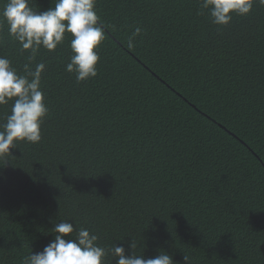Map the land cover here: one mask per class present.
I'll return each instance as SVG.
<instances>
[{
    "label": "trees",
    "instance_id": "obj_1",
    "mask_svg": "<svg viewBox=\"0 0 264 264\" xmlns=\"http://www.w3.org/2000/svg\"><path fill=\"white\" fill-rule=\"evenodd\" d=\"M96 10L107 26L96 77L78 83L65 70L71 34L37 55L49 114L39 143L0 157V264L42 251L62 220L129 255L133 240L146 259L264 264V6L228 25L199 0H97ZM3 34L0 55L23 74L29 53L7 25Z\"/></svg>",
    "mask_w": 264,
    "mask_h": 264
},
{
    "label": "clouds",
    "instance_id": "obj_2",
    "mask_svg": "<svg viewBox=\"0 0 264 264\" xmlns=\"http://www.w3.org/2000/svg\"><path fill=\"white\" fill-rule=\"evenodd\" d=\"M97 0H56L55 5L39 11L33 0H0V43L3 28L29 55L19 74L12 61L0 55V105L12 101L10 114L0 123V157L12 154L18 142L39 143L42 124L49 114L45 94L41 88L46 64L37 62L43 48L49 52L64 44L66 33L71 34L72 55L65 70L75 73L77 82L98 74L99 50L107 39V26L96 10ZM200 8L207 10L216 25H228L233 14L246 16L254 5L264 6V0H199ZM142 29L136 27L128 37L127 48L135 47ZM51 233L54 239L42 251H31L21 258V264H105L111 255L115 264H174L166 251L154 258L135 255L137 244L132 240L126 254L123 244L106 248L98 243L99 236L87 228L76 229L69 220L55 223ZM73 233L75 235L73 236ZM186 264L189 258L184 256Z\"/></svg>",
    "mask_w": 264,
    "mask_h": 264
}]
</instances>
